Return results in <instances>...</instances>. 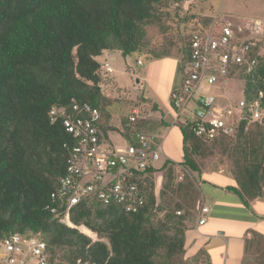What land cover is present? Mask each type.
<instances>
[{
	"label": "trees",
	"instance_id": "1",
	"mask_svg": "<svg viewBox=\"0 0 264 264\" xmlns=\"http://www.w3.org/2000/svg\"><path fill=\"white\" fill-rule=\"evenodd\" d=\"M181 8L189 10L185 0H0V243L15 234L39 236L46 242V264H192L185 257V240L199 193L187 174L188 169L200 172L196 159L212 154L214 147L232 162L228 171L236 185L227 189L246 206L264 197V125L251 121L254 105L264 110L261 57L251 71L241 65L231 72L243 81L247 102L232 135L209 140L196 135L190 123L180 125L183 158H167L139 173L134 181L144 203L137 211L89 195L72 207L66 223L61 221L66 199L52 194L78 139L61 118L53 120L50 110L70 112L76 103H89L99 110L95 125L102 142L110 141L114 130L128 144L137 142L148 120L139 112L136 121L121 115L120 128L112 123L116 100L105 86L113 77L99 57L106 51L148 60L173 56L184 70L191 32L209 27L212 17L194 21ZM171 21L180 31L190 28L183 37L177 34L182 43L176 36L172 46L153 48L150 27L167 34ZM253 237L246 250L257 245L263 256L264 234L256 231ZM198 260L208 264L203 251Z\"/></svg>",
	"mask_w": 264,
	"mask_h": 264
},
{
	"label": "built area",
	"instance_id": "2",
	"mask_svg": "<svg viewBox=\"0 0 264 264\" xmlns=\"http://www.w3.org/2000/svg\"><path fill=\"white\" fill-rule=\"evenodd\" d=\"M192 1L185 0V7H190ZM261 57H264L262 19L215 20L210 27L192 31L188 60L184 70L181 68V83L171 94L176 119H181L183 124L190 123L196 135L209 140L232 135L247 105L244 96L238 102L228 97V105L214 111L211 107L222 94L204 92L202 86L219 79L231 81L234 79L232 70L243 65L251 71ZM137 61L143 64L141 59ZM102 69L106 73L114 71L109 60L104 61ZM190 102H194L196 107H189ZM72 110L68 112L67 108L56 106L50 110L53 120L61 118L67 130L78 139L67 159V173L61 178L60 188L52 194L66 199V214L61 221L66 223L72 207L89 195H96L106 203L115 199L123 202L127 210L137 211L144 199L134 180L150 164L156 166L155 162L163 150L161 141L146 131H140L137 132V142L133 144L103 147L104 142L100 140L95 125L100 117L99 110L89 103H76ZM252 113L251 121L264 125V110L258 104L254 105ZM138 114L139 110H134L130 120L136 121ZM160 186L161 181L157 183L156 193ZM195 208L198 224L205 223L209 207L198 200ZM45 249L46 242L41 237L15 234L3 240L0 264H28L30 260L34 261L33 264H46ZM196 264L207 263L198 260Z\"/></svg>",
	"mask_w": 264,
	"mask_h": 264
},
{
	"label": "rangeland",
	"instance_id": "3",
	"mask_svg": "<svg viewBox=\"0 0 264 264\" xmlns=\"http://www.w3.org/2000/svg\"><path fill=\"white\" fill-rule=\"evenodd\" d=\"M181 9L183 14L188 12V16L192 15V19H194V21H198V19L203 16H211L212 21L209 25H212L215 20H218L219 22H225L227 20L239 22L248 19L264 20V0H196L195 4L192 5V7H189L188 11L183 8ZM237 15H239V17ZM194 21L191 20V22H188V25H191ZM171 25V30L167 32V34L161 33L158 26L150 27L149 34L152 39L153 48L159 49V46L170 47L174 44L173 41L175 39H177L176 43H182V37L184 34L187 35L190 28L185 29L184 27H181V31H184V33H182L175 22L171 21ZM177 34L182 35V37H178ZM176 36L177 38H175ZM115 55L117 59L112 64L114 71L111 73V76L116 77V83L112 86H105L108 93L116 100L112 107V112L114 116H116L113 120L114 123H120L121 115H130L133 108L128 103L133 104L136 101H138V103L140 102V105L138 106L142 110L140 114L149 121L147 123L148 125L145 127L147 132L152 136L161 138V141L164 140L163 150L160 151L159 159L155 162L156 166L160 167L167 158L181 160L183 158V141L180 130L181 123L179 122L173 125L172 129L161 123L163 118L166 119V121H172V115L169 112L168 103L171 91V79L174 74V65L167 64L163 68L162 82H160L157 86L155 84L156 87H153L154 85H150L149 81H145L143 79L141 82L139 81L141 79L139 75L140 73L143 75L148 74L147 66L150 60L137 55L127 57L121 56L120 53ZM135 57H140L143 64H139ZM172 57L168 58L171 59L169 63H173V59L176 60ZM99 59H102V57H99ZM239 77V74H237L235 77L236 79L234 80L227 82L224 79H219L213 84H204L202 86V90L204 92L222 94V96H218L216 98V101L211 107L212 110L217 111L228 105V97H231L234 102H238L239 99L242 98L244 83L242 80H239ZM112 82L113 81H111V83ZM153 88H156L158 91L156 92ZM141 92L144 94L145 99L140 98L142 96ZM154 92H156V94ZM125 99L129 100V102H125ZM153 103L158 104V110L155 109ZM189 107L195 108L196 105L194 102H190ZM111 137H113L111 140L115 145L125 146L127 144L125 138L117 135L116 132H112ZM165 137H169L166 142ZM108 144H112L111 141L105 140L102 146L107 147ZM196 161L200 165L201 170H220L230 174L228 168L231 167L232 162L228 156L224 155L217 147L213 148L212 154L206 157H198ZM199 174L200 173L197 171L194 172L188 169V179L193 181L196 185L195 193H199L196 196L195 206L197 201L202 198V193L198 185ZM179 175L177 176L176 181L180 180ZM155 176L157 183H160L161 172H158ZM201 177L202 179H207L208 182L209 177L206 176V171L201 172ZM169 194L172 195L171 193ZM162 214L163 213H160L159 217H161ZM196 216V208L194 207L191 217L196 218ZM0 246L2 247V243H0ZM33 263V260L28 262V264ZM245 264H264V255L258 256L257 245H254V247L250 248L248 251Z\"/></svg>",
	"mask_w": 264,
	"mask_h": 264
},
{
	"label": "crops",
	"instance_id": "4",
	"mask_svg": "<svg viewBox=\"0 0 264 264\" xmlns=\"http://www.w3.org/2000/svg\"><path fill=\"white\" fill-rule=\"evenodd\" d=\"M195 1L196 0L192 1L190 7L195 4ZM237 16L239 17V15ZM117 52L120 53L119 51H106L100 56L102 59L99 60L101 62L109 60L111 61V64H113L117 59L115 55L118 54ZM169 57L172 56L151 59L149 61L150 65L148 64L147 66L148 74L143 75L140 73L139 75L141 79L139 81L141 82L142 79L149 81L150 85L153 84L154 86H152L156 87L162 82L163 68L167 64L174 65V74L171 79V91L168 103L169 112L172 115V121H166L164 118L161 121L163 125H167L172 129L173 125L179 122L183 125L181 119H176L175 109L171 105V94L181 83V63L176 57H172L176 60L173 59V63H169L171 60L168 59ZM135 58L138 60L137 57ZM112 79L113 82L108 86H112L116 83V77L114 76ZM153 90H156V92L158 91L156 88H153ZM156 92L154 93L156 94ZM141 95L140 98L145 99L142 92ZM153 106L155 109H159L157 103H153ZM132 108L130 114H132L134 110H139L140 113L142 111L138 106H132ZM114 117L116 116L113 115L112 123L117 128H120V123H114ZM145 127L142 130L147 132ZM112 132H116L117 135L121 137H123V135L118 130L109 133V139L112 145L118 146L113 144L111 140V138H113L111 137ZM165 138L166 142L169 137ZM155 139H157L158 142L161 141V138L156 136ZM163 142L164 140L161 141L162 147L164 146ZM126 143H128L127 140ZM173 160L180 161L176 159ZM203 171H206V176L209 177L208 182L207 179H202L201 177V172ZM199 173L198 185L202 193V198L200 200L204 205L209 207V212L207 213V219L203 224H198L197 217H190L187 220L185 257L190 263L194 264L197 255L203 251L204 257L208 260V264H245L248 254V251L246 250L247 240L251 239L253 233L256 231L264 234V197H258L251 200L250 206H246L235 193L227 189L228 186L236 185L235 179L230 174L220 170H201Z\"/></svg>",
	"mask_w": 264,
	"mask_h": 264
},
{
	"label": "clouds",
	"instance_id": "5",
	"mask_svg": "<svg viewBox=\"0 0 264 264\" xmlns=\"http://www.w3.org/2000/svg\"><path fill=\"white\" fill-rule=\"evenodd\" d=\"M178 164V163H177ZM180 165V164H179ZM181 166V165H180Z\"/></svg>",
	"mask_w": 264,
	"mask_h": 264
}]
</instances>
